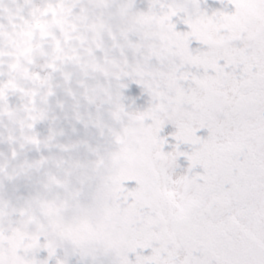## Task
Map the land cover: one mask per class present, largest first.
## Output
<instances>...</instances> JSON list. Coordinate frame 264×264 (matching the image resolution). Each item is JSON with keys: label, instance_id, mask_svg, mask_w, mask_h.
<instances>
[{"label": "snow or ice", "instance_id": "1", "mask_svg": "<svg viewBox=\"0 0 264 264\" xmlns=\"http://www.w3.org/2000/svg\"><path fill=\"white\" fill-rule=\"evenodd\" d=\"M0 264H264V0H0Z\"/></svg>", "mask_w": 264, "mask_h": 264}]
</instances>
